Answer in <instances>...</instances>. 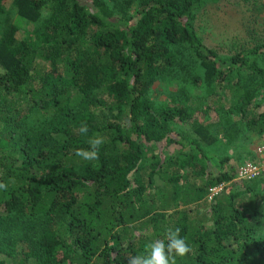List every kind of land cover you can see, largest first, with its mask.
<instances>
[{
    "label": "trees",
    "instance_id": "trees-1",
    "mask_svg": "<svg viewBox=\"0 0 264 264\" xmlns=\"http://www.w3.org/2000/svg\"><path fill=\"white\" fill-rule=\"evenodd\" d=\"M206 2L0 0V264H128L176 228L177 264H264V176L207 149L212 118L225 145L264 139V40L206 47Z\"/></svg>",
    "mask_w": 264,
    "mask_h": 264
},
{
    "label": "rangeland",
    "instance_id": "rangeland-1",
    "mask_svg": "<svg viewBox=\"0 0 264 264\" xmlns=\"http://www.w3.org/2000/svg\"><path fill=\"white\" fill-rule=\"evenodd\" d=\"M13 21L20 27V35H23V29L31 28V25L18 15L14 16ZM194 28L203 44L220 56H229L251 49L264 40V0H207L196 15ZM210 121L211 123H208L212 126L216 140L207 148L209 153L227 157L234 168L249 157L260 142L264 141L263 138L259 139L254 134L245 133L238 141L225 145L222 134L216 133V118ZM185 131L189 133L188 129ZM154 145L156 149L150 144L146 146V163L154 151L158 150L162 157L171 155L175 151L164 140ZM209 169H213L211 163H209Z\"/></svg>",
    "mask_w": 264,
    "mask_h": 264
},
{
    "label": "clouds",
    "instance_id": "clouds-1",
    "mask_svg": "<svg viewBox=\"0 0 264 264\" xmlns=\"http://www.w3.org/2000/svg\"><path fill=\"white\" fill-rule=\"evenodd\" d=\"M80 132H88L87 124H82ZM104 143V138L98 133L89 140L91 150L76 149L75 154L85 160H95L99 157V148ZM7 185L0 182V189L6 190ZM165 240H155L146 246L147 255L138 254L130 256L128 264H177V257H184L191 252V246L185 238L180 236V229H168Z\"/></svg>",
    "mask_w": 264,
    "mask_h": 264
},
{
    "label": "built area",
    "instance_id": "built-area-1",
    "mask_svg": "<svg viewBox=\"0 0 264 264\" xmlns=\"http://www.w3.org/2000/svg\"><path fill=\"white\" fill-rule=\"evenodd\" d=\"M264 176V141L259 143L254 151L252 159H245L235 169L234 180H248ZM221 185L210 190L209 198L220 190Z\"/></svg>",
    "mask_w": 264,
    "mask_h": 264
}]
</instances>
